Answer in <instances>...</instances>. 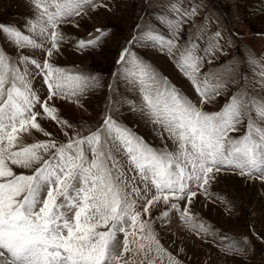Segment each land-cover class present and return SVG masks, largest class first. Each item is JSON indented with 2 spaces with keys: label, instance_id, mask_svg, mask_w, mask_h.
Listing matches in <instances>:
<instances>
[{
  "label": "snow or ice",
  "instance_id": "1",
  "mask_svg": "<svg viewBox=\"0 0 264 264\" xmlns=\"http://www.w3.org/2000/svg\"><path fill=\"white\" fill-rule=\"evenodd\" d=\"M29 5L31 18L22 27L0 22V38L44 56L13 55L0 45V264H182L161 244L154 209L166 206L161 219L178 211L207 232L184 206L198 191L207 194L211 182L228 171L264 183V54L226 56L230 41L222 42L218 24L213 28V19L201 15L203 0H167L156 10V21L140 18L119 51L108 87L115 92L124 83L126 91L118 98L110 92L96 122L76 124L55 101L83 107L81 99L102 85L98 76L54 62L67 39L61 25L107 4ZM188 25L195 28V40L181 39L192 35ZM108 35L106 26L96 28L75 44L81 52L95 49ZM257 35L264 38V32ZM137 46L167 54L193 95ZM37 77L43 96L34 87ZM125 106L158 144L124 122ZM42 120L54 122L63 139Z\"/></svg>",
  "mask_w": 264,
  "mask_h": 264
},
{
  "label": "rangeland",
  "instance_id": "2",
  "mask_svg": "<svg viewBox=\"0 0 264 264\" xmlns=\"http://www.w3.org/2000/svg\"><path fill=\"white\" fill-rule=\"evenodd\" d=\"M107 8H96L86 11L82 17H76L61 25V31L67 39L61 44L54 62L69 69L78 68L86 74L98 76L101 87L89 91L80 101L83 107L70 100L57 99L61 115L76 124L94 123L102 115L107 98L111 92L118 98L126 91V85L119 83L115 92L108 85L114 82L115 61L120 49L125 45L135 25L144 21H156L161 6L167 0H101ZM187 3V0H184ZM199 2V0H197ZM202 16H210L218 24L222 32V42L230 41L224 53L228 57L241 58L248 50L258 56L264 54V38L257 33L264 32V0H203ZM29 0H0V22L23 26L30 19ZM199 23V21H197ZM107 27L109 35L95 49L79 51L75 41L87 38L94 29ZM187 32L192 35L181 39L195 40V28L188 25ZM200 41L205 46L207 39ZM0 45L10 54L23 51L26 55L34 54L43 60L40 50L17 49L10 42L0 38ZM139 54L150 61L160 72L173 83L181 87L187 94L193 95L188 81L182 77L167 54L154 48H140ZM225 56H221L223 60ZM243 67V65H242ZM251 75L253 68L245 69ZM34 87L43 96L45 88L39 77L34 80ZM215 105L206 108L214 109ZM122 119L134 128L149 143L155 140L151 131L145 127L135 114L129 112L127 106L121 110ZM43 126L59 139L63 134L58 126L50 120H42ZM35 135V134H34ZM44 139L43 136H38ZM183 204V202H181ZM189 207L194 222L204 224L207 232L195 229L186 223L178 211H170L167 218L161 219V212L166 206L153 210L154 227L161 244L182 264H264V183L248 177H240L228 171L217 176L211 182L208 193L202 190L193 198ZM241 251L233 250L232 245Z\"/></svg>",
  "mask_w": 264,
  "mask_h": 264
}]
</instances>
